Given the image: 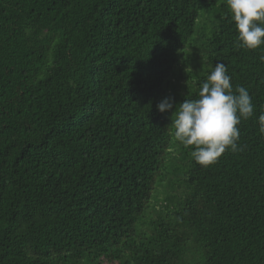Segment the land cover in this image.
<instances>
[{
  "label": "trees",
  "instance_id": "trees-1",
  "mask_svg": "<svg viewBox=\"0 0 264 264\" xmlns=\"http://www.w3.org/2000/svg\"><path fill=\"white\" fill-rule=\"evenodd\" d=\"M236 36L215 0H0V264H264V45ZM217 62L254 114L203 167L170 118Z\"/></svg>",
  "mask_w": 264,
  "mask_h": 264
},
{
  "label": "clouds",
  "instance_id": "clouds-1",
  "mask_svg": "<svg viewBox=\"0 0 264 264\" xmlns=\"http://www.w3.org/2000/svg\"><path fill=\"white\" fill-rule=\"evenodd\" d=\"M237 36L234 45L254 50L264 45V0H226ZM264 62V55L259 57ZM227 66L217 62L201 84L196 99H185L175 106L171 126L176 141L192 147L195 163L207 167L217 162L226 151H241L238 146L241 119L254 114L252 97L243 86L233 89ZM172 99L164 98L156 108L164 113L173 109ZM264 134V113L258 117Z\"/></svg>",
  "mask_w": 264,
  "mask_h": 264
},
{
  "label": "rangeland",
  "instance_id": "rangeland-1",
  "mask_svg": "<svg viewBox=\"0 0 264 264\" xmlns=\"http://www.w3.org/2000/svg\"><path fill=\"white\" fill-rule=\"evenodd\" d=\"M216 1V4L220 5V4H223L225 3L226 4V0H215ZM203 22H207V25L210 24V19H208L207 16H204L202 17V19L199 21V26L198 27H201ZM199 33H200V30H199ZM198 34L195 35L196 39H197V42H198V45H194L191 44V46H187L184 50V53L183 55L181 56V59L179 61V68H183V77H184V74L187 72V71H190L191 68L189 67H186V65L184 64V61L186 58H190L191 55L189 54L190 52L196 56V58H198V55H200L199 53V47H201V44H202V39H201V36ZM196 46V47H194ZM199 53V54H198ZM201 57V56H200ZM199 57V58H200ZM181 70L179 69V74H181L180 72ZM178 74V75H179ZM183 77L182 79L179 78V80L176 78V81L175 82H179L181 85H183L185 82L183 80ZM178 80V81H177ZM170 158L165 162V165H169L171 164L172 162H176V164L180 162V156H179V153L177 152V146L174 147L172 150H171V155L169 156ZM162 175H164L165 173L164 172H161ZM168 174L164 175V178L161 179V184L157 186L156 188V191H155V199H152L151 203L155 206V210L158 211L161 209V206L160 204L164 201V197L166 196V194H176L174 191H178L179 189H175L174 191H169V187H168V184H169V180L170 179H173L172 176H167ZM155 214V213H154Z\"/></svg>",
  "mask_w": 264,
  "mask_h": 264
}]
</instances>
